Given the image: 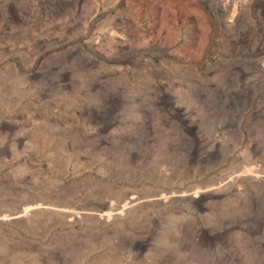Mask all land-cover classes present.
Listing matches in <instances>:
<instances>
[{"label": "rangeland", "instance_id": "374dc122", "mask_svg": "<svg viewBox=\"0 0 264 264\" xmlns=\"http://www.w3.org/2000/svg\"><path fill=\"white\" fill-rule=\"evenodd\" d=\"M0 264H264V0H0Z\"/></svg>", "mask_w": 264, "mask_h": 264}, {"label": "bare ground", "instance_id": "6f19581e", "mask_svg": "<svg viewBox=\"0 0 264 264\" xmlns=\"http://www.w3.org/2000/svg\"><path fill=\"white\" fill-rule=\"evenodd\" d=\"M191 141H193V140H191Z\"/></svg>", "mask_w": 264, "mask_h": 264}]
</instances>
